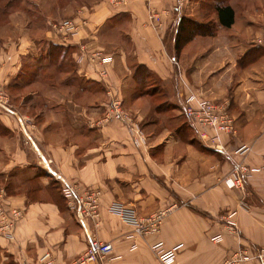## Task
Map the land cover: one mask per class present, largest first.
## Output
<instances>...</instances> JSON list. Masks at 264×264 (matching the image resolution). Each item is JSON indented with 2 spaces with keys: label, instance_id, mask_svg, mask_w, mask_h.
<instances>
[{
  "label": "crops",
  "instance_id": "crops-1",
  "mask_svg": "<svg viewBox=\"0 0 264 264\" xmlns=\"http://www.w3.org/2000/svg\"><path fill=\"white\" fill-rule=\"evenodd\" d=\"M27 1L40 16L17 10L0 27V87L17 100L0 103V121L10 131L0 135V264H73L92 240L114 247L97 264H161L151 250L157 241L184 247L175 264H224L245 243L264 245V182L234 190L224 183L239 164L264 169V46L257 45L264 0H229L235 23L215 35L197 32V24L217 22L202 7L214 0ZM57 16H74L79 31L50 27ZM116 41L124 48L107 65L110 79L125 99L129 79L130 113L144 142L122 124L104 122V87L89 64L74 61L80 46L110 53ZM189 92L226 107L235 132L215 143V132L196 130L183 114ZM35 177L41 190L28 201ZM55 187L74 188L77 197L71 205L62 198L60 208L51 198ZM90 191L101 193L96 220L86 213ZM116 201L141 218L171 212L158 234L137 239L131 250L121 217L108 211ZM233 224L236 233L228 231ZM218 235L224 240L213 242ZM232 258L231 264H261Z\"/></svg>",
  "mask_w": 264,
  "mask_h": 264
},
{
  "label": "built area",
  "instance_id": "built-area-1",
  "mask_svg": "<svg viewBox=\"0 0 264 264\" xmlns=\"http://www.w3.org/2000/svg\"><path fill=\"white\" fill-rule=\"evenodd\" d=\"M183 2L184 0H179ZM154 19H159V16H153ZM176 24L175 22L173 23ZM85 26V25H82ZM56 27V31L65 33L66 35H74L77 31L80 29V25H78L74 20L68 19L64 22L60 23ZM163 27V25H162ZM257 45L264 46V37L262 39H259L257 41ZM74 59L78 63L83 64H89L90 67L95 65L96 67L107 68L108 64H111L113 61L112 56H108L104 53H97L95 55H92L88 49L84 46H80L78 51L74 54ZM100 78L102 79L100 83L104 85H110L111 79L107 75V72L102 70L100 72ZM104 82V83H103ZM105 86V85H104ZM112 95V93H110ZM10 96L7 94V92L0 87V103L3 105H10ZM184 103V112L188 116V119L190 120V124L198 130L199 127H206L207 129L213 131L216 133V136L213 138V140L219 139V133H233L234 130V120L230 116V114L227 111L226 107H222L218 105L217 103L206 99L205 97L198 95L194 92H189L184 96L183 99ZM120 105L121 102L119 99H117L113 103V111L116 109L117 112H120V114L117 113L116 119H119L120 116H123V111H120ZM114 116V115H113ZM108 117L105 116V121L109 120ZM131 131H133V128L130 127ZM240 166L237 165L234 167V169L231 171L230 175L226 177L225 184L226 186L231 189H241L245 185L244 179L240 175ZM62 194L66 201H69L70 205L72 204V201L77 197L76 192L74 188L71 187H65L62 190ZM101 193L90 191L87 196L85 197V205H86V213L89 215V217L92 220H96L99 218L100 214V201H101ZM111 212L119 214L124 224H126L127 228H131V224L128 222V218L130 217V213L132 212V209L128 207H124L116 202L112 203L110 207ZM150 231H156L157 228L153 222L150 224ZM7 229H9L8 233L9 235H13V231L15 229V223L13 221H10V224H8ZM161 257L164 258V264H169L173 262L176 259V248H174L170 252V248H166L161 244ZM255 251L260 256V249L261 246L253 247ZM113 245L111 243H105L100 240H92L90 244L88 245L85 252L77 258L73 264H97L99 261L107 259L112 253H113ZM157 255L159 252H156ZM245 261L249 260V256L244 257ZM49 260V257H43L42 261L46 262ZM260 260L262 258L260 257ZM263 261V260H262ZM26 264H36L28 262Z\"/></svg>",
  "mask_w": 264,
  "mask_h": 264
},
{
  "label": "rangeland",
  "instance_id": "rangeland-1",
  "mask_svg": "<svg viewBox=\"0 0 264 264\" xmlns=\"http://www.w3.org/2000/svg\"><path fill=\"white\" fill-rule=\"evenodd\" d=\"M21 1H22V3L20 4V8L19 9H11V8L7 7L8 3H4L3 0H0V17L1 18L5 17L3 19V22L1 23L0 27L5 25L8 22V20L10 21V16L12 15L13 12H16L17 10H21L26 15L31 16V17H33L34 15L40 16L39 12L35 9V6L31 3V1H29V2L27 0H21ZM5 2H8V0H5ZM4 11H7L6 15H5ZM61 12H63V8L62 7L59 9V13H61ZM60 16H57L56 20L51 21L50 27H52L53 29L54 28L56 29L55 26H58L60 23L64 22L65 20H68V19H71V18H72V20H74L73 19L74 16H71L69 18L68 17L60 18ZM153 21H155L158 24L159 28L162 29L161 18L154 19ZM82 25H85V27H84L85 29L87 28L85 23H83ZM84 32H85V30L83 32H81V34L84 33ZM109 36L110 37L112 36L111 33H109ZM122 48H124V43L116 41V43L113 45L110 53H106L104 50H102V51H100V50H92L91 51L89 49L88 50H89V52L92 55H95L97 53H104V54H106L108 56H112L113 57V61L116 62V59L119 56L122 55L121 52H120L122 50ZM76 65L81 67L82 63H78L76 61ZM90 70L92 71V73H94L96 75V77H97L96 79H98L96 81L99 82V83L102 80L100 78V72L102 70L106 71L107 75L111 78V71L108 68H102L101 69L100 67H96L95 65H93L90 68ZM125 82L127 83V86H124V82H123V93L127 92V99L123 98L121 89L116 87L112 80H111V84L109 86L106 85L104 82L103 83H104L105 86L101 83L103 85V87H104V91H105L106 97H107L106 102L103 104L104 118H105V116L106 117L109 116V118H108L109 120H106L104 122L108 123V124H115V123L122 124L123 127H126L128 135H129L130 138L134 139L135 141L139 140V141H143L144 142L147 139V135H146L145 131L143 130V128L140 126V124L135 121V118L130 113V100L128 98V94H129V92H128L129 79L127 78ZM85 83L86 82H84V84ZM9 93H10V96L13 97V98L11 97L10 101L12 102L13 99H14L15 101H13V103L15 105H17L16 104L17 100L14 98V96H13V94L11 92H9ZM110 93H112V95ZM117 99H119L120 102H121L119 110L124 112L123 116H120L119 119H116V115H117V113L120 114V112H117L116 109L113 111V109H114L113 108V103ZM24 101L27 102L28 101V97H26L24 99ZM183 106H184V103H183ZM183 114L188 119V116L185 114V112H183ZM188 121H190V120L188 119ZM130 127L133 128V131H131ZM220 134H229V133L225 132V133H219V135ZM214 142L218 143V140H215ZM247 149H249V148H247ZM263 153H264V151H263ZM2 163H3V159L0 157V167H1ZM239 166H240V168H239L240 172L239 173H240L241 177L245 181V185L243 186L244 189L246 188L245 186H247V184H251V183H254V182H264V178H263L264 169L262 167H260V168H250V167H244L243 165H240V164H239ZM36 174H37V171H36ZM1 182L5 185V187H6V184L10 183V181H8L7 178H2ZM39 188H41V184L36 183L33 186V191L36 190V189H39ZM62 190H63V188H62ZM11 194H13V192H11ZM32 194H33V192H32ZM250 202L254 203L255 201H250ZM100 203H101V201H100ZM116 203H118V204H120V205H122L124 207H128L129 206V205L128 206L124 205V204H122V203H120L118 201H116ZM111 205L108 207V211L109 212H111V210H110ZM128 208L132 209V212L130 213V217L128 218V222L131 224V228H127L126 224H124L122 222L121 233L127 240H129L128 243L131 246L130 247L131 250H136L138 248L137 243L135 242L137 239H145V238L150 237L152 235L158 234L159 231L161 230L162 225L165 222V218L167 217V213L171 212V209H164V210H161L158 213L154 214L151 217L141 218V216L139 215L138 211L135 208H131V207H128ZM100 210H101V205H100ZM111 213H113V212H111ZM99 214H100V212H99ZM113 214L119 216V214H116V213H113ZM152 222H153V224H155V226L157 228L156 231H150V228H151L150 224ZM228 231L230 233H236L237 228L233 224V227H228ZM212 240H213V242L220 243L224 239H223L222 235H218V236H215ZM161 244L164 247H166V248H170V252L174 248L177 249L176 250V259L173 262L169 263V264H175L176 261H177V258H178V255H179L180 251H182L184 247L182 245L177 246V247H169L163 241H157V242L153 243L151 245V250L155 254V256H156L157 260L159 261V263H161V264H164V258H165V257L164 258L161 257V249H162ZM156 252H159V254L157 255ZM235 255H237V257H238L237 261L248 262V260L245 261L244 257L249 256V260L256 259L257 261H260L261 264H262L264 262V245H261L260 256H259V254L255 251V249L252 247V245L249 244V242L245 243L243 245V247L240 249L239 252L235 253L231 257H227L224 260L223 263L224 264H231L232 262L235 261L232 258ZM260 257L262 258L263 261L260 260Z\"/></svg>",
  "mask_w": 264,
  "mask_h": 264
},
{
  "label": "trees",
  "instance_id": "trees-1",
  "mask_svg": "<svg viewBox=\"0 0 264 264\" xmlns=\"http://www.w3.org/2000/svg\"><path fill=\"white\" fill-rule=\"evenodd\" d=\"M215 3L214 4H203V9L205 11L206 14H211V15H216L217 16V22H213L211 19L209 18V22H207V24H197V32L203 35H215L216 33V28L217 27H224V28H231L234 23H235V12L234 9L227 4V2L229 0H214ZM8 8L11 9H17L19 7V2L18 0H13L10 1L7 4ZM5 14H7V11H4ZM5 18V17H4ZM0 17V23L3 22V19ZM189 40V38H186V42ZM55 46V45H53ZM183 44L180 43V39L179 36L177 38V43H176V49L178 51H180V49L182 48ZM56 47V46H55ZM75 63L76 60L74 59ZM85 81H81V84H84ZM10 134V131L7 130L3 124L0 121V135L3 136H8ZM33 184L35 185L36 183L39 184L37 177H35L34 179H30ZM6 189L7 191L10 193L11 192V183L6 184ZM41 190V188L36 189L33 191L30 190L27 193V199L28 201H35L38 199V192ZM33 192V194H32ZM51 198L54 199L57 204L60 206V208H63V206H65L64 201L66 200L62 194V189H60V187H55L53 192L51 193ZM64 201H63V199Z\"/></svg>",
  "mask_w": 264,
  "mask_h": 264
},
{
  "label": "water",
  "instance_id": "water-1",
  "mask_svg": "<svg viewBox=\"0 0 264 264\" xmlns=\"http://www.w3.org/2000/svg\"><path fill=\"white\" fill-rule=\"evenodd\" d=\"M253 201V200H252Z\"/></svg>",
  "mask_w": 264,
  "mask_h": 264
}]
</instances>
